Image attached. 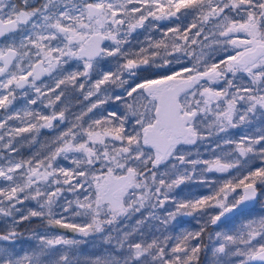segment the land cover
<instances>
[{
    "label": "snow or ice",
    "instance_id": "obj_1",
    "mask_svg": "<svg viewBox=\"0 0 264 264\" xmlns=\"http://www.w3.org/2000/svg\"><path fill=\"white\" fill-rule=\"evenodd\" d=\"M141 29L161 38L134 51ZM106 57L115 70L99 69ZM69 85L89 102L72 119L59 106ZM43 129L54 135L41 143ZM25 143L39 145L29 158ZM182 185L210 194L172 195ZM256 205L264 209V0H0V264H200L205 249L211 264H264ZM178 216L200 217L198 230L165 235ZM32 218L82 238L33 231L35 243L18 250ZM151 220L164 232L146 235ZM210 225L219 230L205 245ZM89 237L100 254L79 250Z\"/></svg>",
    "mask_w": 264,
    "mask_h": 264
},
{
    "label": "rangeland",
    "instance_id": "obj_2",
    "mask_svg": "<svg viewBox=\"0 0 264 264\" xmlns=\"http://www.w3.org/2000/svg\"><path fill=\"white\" fill-rule=\"evenodd\" d=\"M161 25H166L169 22L168 21H162L159 22ZM151 36L152 39H160L161 38V32L159 31V29H152L151 32H145L143 29L138 30V34L134 33L133 34V39L131 41V45L130 47L136 51L139 49V47L141 46H146V37ZM139 39V42L137 43L135 41V38ZM140 42H144L143 44H141ZM73 67H75V63L73 64ZM109 67H111L113 70H115L116 64L114 61H112L111 58H105L104 60H102L99 64V69L100 70H107ZM178 67V66H177ZM147 75V74H144ZM96 78H98L96 76V74H93L92 77V81H94ZM47 79V78H45ZM90 81L89 84L92 82ZM89 85H86V88ZM63 87V86H62ZM116 91H119V89H116ZM109 94H111V91L109 92ZM92 100H95V97L91 98ZM26 103L25 100L23 99H18L15 102V106L17 108H21L24 106V104ZM89 102L85 101L83 99V94L78 90V88H73L71 85L68 86V90L65 94V97L62 98V103H60V107H63L65 105H67L68 107V116L69 119H72L74 117V114H78L81 110L86 109V107L88 106ZM33 108H36L39 111L48 113L50 112V109L44 108L43 105L38 104L32 106ZM105 108H108L109 110H112L113 108H115V104H109V105H105ZM259 126V122L257 121V124L254 127ZM67 124L62 125L61 128H66ZM248 129L245 126H241L239 128L236 129H231L230 130V135L233 136V138H239V136L241 134H243L245 131H247ZM54 135V133L51 130H47V129H43L42 130V134L39 136V140L41 143L45 142L48 139H51V137ZM20 147V146H18ZM39 148V145H34V146H29L28 144H24L22 147H20V154L22 157L24 158H29L31 157V155ZM187 149H190L193 153V158H195V153H196V146L194 147H186ZM200 152L202 153V158L204 159H209L211 158V154L209 152H207L205 150V146H201L200 147ZM19 158V157H18ZM62 163L64 164V166L68 167L70 166L68 164V162L66 161H62ZM234 174V173H233ZM209 178H213V179H223V178H227L228 174H220V173H208L207 174ZM190 191H194L196 195H208L210 194V189L206 186L201 187L198 185H189L187 187L185 186H181L178 189H175L174 192L172 193V195L178 196V197H183L185 195H187ZM69 198L71 197V194H68ZM28 207H35V203L34 202H26ZM166 208L168 210H174L173 209V205L171 204H167ZM143 214L145 217H147L148 213L150 211H155L157 215L163 216L165 215L164 210L161 209H150V208H145L142 210ZM209 211H212L211 209H209ZM260 215H264V209L261 208L260 205H256V207L252 210L251 216L249 218H258ZM140 218V214H136L132 220L128 221L129 224H134L136 219ZM197 219H200V217H190V216H178L177 219L175 221H172L167 227V231L164 232V228L160 226L159 222L156 220H151L148 224L145 225L144 227V232L146 233V235H148L150 237L151 234H155V235H160L161 232H164L165 235H177L179 234V232L182 229H186V230H198L199 225L197 224ZM203 219H206V217H204ZM244 218L240 217L238 218L235 222L233 221H226V227L225 230H227V228H231V227H238L240 221H242ZM156 228H160L161 232H156ZM216 230L219 229H215L214 226H209L207 229V232L205 233V235L203 236V243L205 245H207L209 243L208 240V235L212 234L213 238L214 237V232ZM19 231L22 233V236L18 242V250L20 247L23 248H28L30 245L34 244L35 241L33 239H31V234L33 231H37V232H49V234H62L64 236H66L67 238H77V239H81L82 237L80 236V234L78 233H74L69 229H59V228H49V226L47 225L46 220H42L40 218H32L30 221H25L23 222L20 226H19ZM87 242L84 244L79 245V250L86 254V255H98L102 252L103 250V245L100 243L98 238H86ZM195 243V242H194ZM200 264H211V252L210 250H203L200 254Z\"/></svg>",
    "mask_w": 264,
    "mask_h": 264
},
{
    "label": "trees",
    "instance_id": "obj_3",
    "mask_svg": "<svg viewBox=\"0 0 264 264\" xmlns=\"http://www.w3.org/2000/svg\"><path fill=\"white\" fill-rule=\"evenodd\" d=\"M135 41L138 43L139 42V39H138V37L137 38H135Z\"/></svg>",
    "mask_w": 264,
    "mask_h": 264
},
{
    "label": "flooded vegetation",
    "instance_id": "obj_4",
    "mask_svg": "<svg viewBox=\"0 0 264 264\" xmlns=\"http://www.w3.org/2000/svg\"><path fill=\"white\" fill-rule=\"evenodd\" d=\"M185 147H194V145L193 146H185Z\"/></svg>",
    "mask_w": 264,
    "mask_h": 264
}]
</instances>
